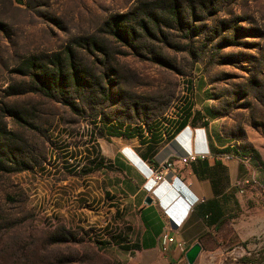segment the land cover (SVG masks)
Instances as JSON below:
<instances>
[{
	"label": "rangeland",
	"instance_id": "374dc122",
	"mask_svg": "<svg viewBox=\"0 0 264 264\" xmlns=\"http://www.w3.org/2000/svg\"><path fill=\"white\" fill-rule=\"evenodd\" d=\"M186 88L263 178L264 0H0V264H120V220L78 199L102 125L170 118Z\"/></svg>",
	"mask_w": 264,
	"mask_h": 264
},
{
	"label": "crops",
	"instance_id": "0c3cea01",
	"mask_svg": "<svg viewBox=\"0 0 264 264\" xmlns=\"http://www.w3.org/2000/svg\"><path fill=\"white\" fill-rule=\"evenodd\" d=\"M185 93L170 118L103 124L95 152L106 166L90 161L86 172L98 169V175L88 178L89 190L78 199L98 203L109 219L120 220L111 241L120 264H188L185 253L194 243L200 249L191 264H264V176L255 177L253 167L249 171L245 154L236 157V150L215 143L206 105L195 108L191 92ZM183 126L208 153L187 164L171 139ZM125 151L149 165L171 160L165 181L145 179ZM165 232L171 241L162 239Z\"/></svg>",
	"mask_w": 264,
	"mask_h": 264
},
{
	"label": "built area",
	"instance_id": "2783aa9c",
	"mask_svg": "<svg viewBox=\"0 0 264 264\" xmlns=\"http://www.w3.org/2000/svg\"><path fill=\"white\" fill-rule=\"evenodd\" d=\"M190 130L188 126H183L176 130L171 137L172 141L182 150V155L179 157L182 164H187L198 156L203 157L208 154L196 146V143L192 142ZM123 156L145 179L152 180L154 184L165 181L167 174L172 168V161L168 159L162 160L155 165H149L139 159L133 152L125 151ZM161 237L165 241H171L172 239L166 232Z\"/></svg>",
	"mask_w": 264,
	"mask_h": 264
},
{
	"label": "water",
	"instance_id": "95a60500",
	"mask_svg": "<svg viewBox=\"0 0 264 264\" xmlns=\"http://www.w3.org/2000/svg\"><path fill=\"white\" fill-rule=\"evenodd\" d=\"M146 202L150 201L149 197L145 198ZM199 244L198 243H194L185 253V259L187 261L188 264H191L193 262V260L195 259L197 253L199 252Z\"/></svg>",
	"mask_w": 264,
	"mask_h": 264
},
{
	"label": "trees",
	"instance_id": "16d2710c",
	"mask_svg": "<svg viewBox=\"0 0 264 264\" xmlns=\"http://www.w3.org/2000/svg\"><path fill=\"white\" fill-rule=\"evenodd\" d=\"M118 21H115L114 22V27H113V29H114V32L116 33V34H119V32H118V30L117 29H119L118 28ZM117 28V29H116ZM38 81V80H37ZM39 83L40 84H42V81L41 80H39ZM43 84H45V88H47V89H49V85L47 84V83H45V82H43ZM43 87V86H42ZM44 88V87H43ZM46 89V90H47ZM13 115H15L13 112H11ZM185 121V120H184ZM184 121H181V123L179 124V126H182L183 124H184ZM117 123V122H116ZM4 148V146H1V144H0V170H5V167H4V164H3V159H2V155H3V152H4V150H2ZM6 161H9V160H6ZM23 167H25V166H22V168ZM13 170H15V169H13ZM18 169H16L15 171H17Z\"/></svg>",
	"mask_w": 264,
	"mask_h": 264
}]
</instances>
